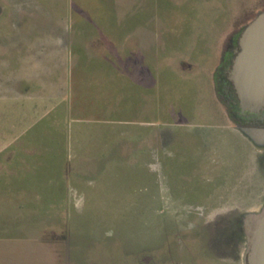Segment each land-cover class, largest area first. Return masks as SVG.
I'll return each instance as SVG.
<instances>
[{"label": "rangeland", "instance_id": "obj_1", "mask_svg": "<svg viewBox=\"0 0 264 264\" xmlns=\"http://www.w3.org/2000/svg\"><path fill=\"white\" fill-rule=\"evenodd\" d=\"M71 1L84 9L94 2ZM135 1L122 0L123 7ZM0 5L5 6V0ZM147 6L153 26L167 21L170 41L177 42L167 58L171 70L197 83L203 110L186 116L183 124L171 121L183 115L177 99L181 94H173L166 81L161 85L157 79L158 71L166 67L163 62L155 70V90L169 91V102L165 97L164 110L154 112L153 141L123 142L122 150L136 147L138 152L147 148L154 155L163 153L170 168L161 169L160 159L152 175L133 174L134 168L124 164L121 192L107 184L105 190L90 193L91 199L75 193L72 206L42 208L40 222L29 221L35 208L17 207L12 194L0 190V264H244V218L264 206V143L243 129L264 126L244 125L230 117L225 124L211 111L214 104L205 82L218 56L195 55L192 47L201 38L208 44L201 49L215 52L237 29L214 73L217 98L228 114L229 107L218 94L221 68L239 30L258 8L264 10V0H147ZM0 23L4 25L5 15H0ZM183 32L189 33L187 48L175 37ZM0 50V140L4 141L5 51ZM174 95L178 102L172 105ZM208 109L211 113L204 111ZM50 247L58 254L48 251Z\"/></svg>", "mask_w": 264, "mask_h": 264}, {"label": "crops", "instance_id": "obj_2", "mask_svg": "<svg viewBox=\"0 0 264 264\" xmlns=\"http://www.w3.org/2000/svg\"><path fill=\"white\" fill-rule=\"evenodd\" d=\"M89 5L91 13L69 0H5L0 5V15H5L4 25L0 23L5 27V35L0 34L5 51L0 190L10 192L17 207L35 208L32 216L27 214L31 222H40L44 208L74 205L75 193L91 199L90 193L105 190L107 184L121 192L124 164L134 168L133 174L152 175L160 159L161 169L170 168L163 153L122 150L123 142L153 141L154 112L164 110L165 97L169 102V91L155 90V70L161 63L166 62V71L157 73L160 84L166 81L173 94H181L170 104L178 99L183 115L171 121L183 124L186 116L203 110L197 83L171 70L167 58L177 42L170 41L167 21L153 26L147 0L125 7L122 0ZM235 30L215 52L203 49L208 44L201 38L192 47L195 55L218 56L205 84L214 104L211 111L225 124L229 115L217 98L214 73ZM175 37L186 47L189 33ZM47 250L58 254L56 248Z\"/></svg>", "mask_w": 264, "mask_h": 264}, {"label": "water", "instance_id": "obj_3", "mask_svg": "<svg viewBox=\"0 0 264 264\" xmlns=\"http://www.w3.org/2000/svg\"><path fill=\"white\" fill-rule=\"evenodd\" d=\"M226 78L243 110H264V10L240 30ZM251 138L264 143V127H245ZM246 238L244 264H264V206L243 221Z\"/></svg>", "mask_w": 264, "mask_h": 264}, {"label": "flooded vegetation", "instance_id": "obj_4", "mask_svg": "<svg viewBox=\"0 0 264 264\" xmlns=\"http://www.w3.org/2000/svg\"><path fill=\"white\" fill-rule=\"evenodd\" d=\"M240 32V31H239ZM238 32V34H239ZM238 37V35H237ZM237 37L235 43L230 49V55H228L223 67L221 68V78L219 82V96L229 107V117L237 123L244 125H263L264 126V110L259 112H250L248 110H243L239 105L237 98L234 94L232 85L230 81L226 78V70L229 68L231 58L233 57L234 50L237 46Z\"/></svg>", "mask_w": 264, "mask_h": 264}]
</instances>
